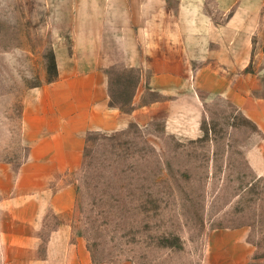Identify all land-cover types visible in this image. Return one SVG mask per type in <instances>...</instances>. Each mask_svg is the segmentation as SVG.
Masks as SVG:
<instances>
[{
    "label": "rangeland",
    "instance_id": "1",
    "mask_svg": "<svg viewBox=\"0 0 264 264\" xmlns=\"http://www.w3.org/2000/svg\"><path fill=\"white\" fill-rule=\"evenodd\" d=\"M70 3L0 0L1 185L11 182L12 171L27 152L22 112L32 88L56 77L52 41L67 33ZM101 3L79 0L81 43L69 48L79 68L93 65L95 49L85 45L82 32L96 27ZM262 18L253 36L247 74H255L264 64V6ZM139 74L145 78L148 72L122 64L108 67V92L110 88L112 94L129 99ZM256 84V93L264 96V78ZM136 93L132 102L161 98L154 92ZM200 97L203 115L196 137L167 133L162 120L144 127L131 123L111 134L86 133L81 168L63 174L61 181L75 186L69 224L95 262L235 264L219 249L228 239L218 232L242 231L253 243V262L264 264V176L249 161V151L260 147L263 156L258 158L264 164V133L231 101L206 91ZM4 196L0 193V223L6 225ZM55 226L47 213L41 240Z\"/></svg>",
    "mask_w": 264,
    "mask_h": 264
},
{
    "label": "crops",
    "instance_id": "2",
    "mask_svg": "<svg viewBox=\"0 0 264 264\" xmlns=\"http://www.w3.org/2000/svg\"><path fill=\"white\" fill-rule=\"evenodd\" d=\"M70 1L67 33L52 41L56 77L32 88L22 112L27 152L11 182L0 184L7 213L6 225L0 223V264H101L71 231L76 189L72 181H61L81 168L88 131L111 134L131 123L144 127L162 120L165 132L196 137L203 115L200 92L206 91L231 101L264 133V96L255 91L264 64L253 75L244 71L253 58L264 0H102L96 27L82 32L85 45L95 49L86 69L69 53L81 43L79 0ZM193 61L199 65L193 67ZM120 64L148 72L138 76L137 95L148 91L161 98L133 101L129 111L111 105L106 69ZM258 155L263 156L261 148H253L249 161L264 176ZM47 213L56 226L41 240ZM218 235L228 239L219 244L223 256L255 264L244 232Z\"/></svg>",
    "mask_w": 264,
    "mask_h": 264
},
{
    "label": "trees",
    "instance_id": "3",
    "mask_svg": "<svg viewBox=\"0 0 264 264\" xmlns=\"http://www.w3.org/2000/svg\"><path fill=\"white\" fill-rule=\"evenodd\" d=\"M137 82H138V79H137ZM136 86H137V83H136ZM136 86L134 87V90H133L131 96L129 97V99H125L124 96L112 94V91L109 88L110 104L113 106H117V107H119L125 111L131 110V108H132V97H133L134 92L136 90ZM125 104H129L130 107L128 109H124Z\"/></svg>",
    "mask_w": 264,
    "mask_h": 264
}]
</instances>
